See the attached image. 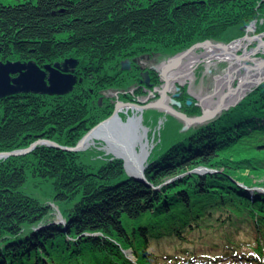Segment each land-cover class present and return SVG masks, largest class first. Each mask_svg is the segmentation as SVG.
<instances>
[{
  "label": "trees",
  "instance_id": "trees-1",
  "mask_svg": "<svg viewBox=\"0 0 264 264\" xmlns=\"http://www.w3.org/2000/svg\"><path fill=\"white\" fill-rule=\"evenodd\" d=\"M252 21L264 31V0H0V60H78L67 93L0 98V151L41 138L74 146L113 112L104 90L133 100L142 75L123 60L229 42ZM187 98L183 110L201 113ZM163 114L147 109L143 123L156 127ZM182 126L167 114L155 130L144 180L98 146L38 143L0 157V264H225L233 255L264 264V180L250 175L264 174V80L206 123ZM212 225L216 247L202 231ZM168 239L176 249L157 251ZM195 242L219 252H197Z\"/></svg>",
  "mask_w": 264,
  "mask_h": 264
},
{
  "label": "water",
  "instance_id": "water-1",
  "mask_svg": "<svg viewBox=\"0 0 264 264\" xmlns=\"http://www.w3.org/2000/svg\"><path fill=\"white\" fill-rule=\"evenodd\" d=\"M246 28H250L252 30L255 29L254 25L252 24L247 25ZM264 33L262 31L259 33V36L257 37L260 39L261 43L264 44V39L260 37V34ZM245 38L246 36L239 37L238 39L241 40L242 38ZM233 41V40H232ZM232 41L224 42L221 40H212V39H205L203 41H198L189 46L188 48L181 50L171 56L167 59V62L164 64H167L169 62H178L179 58L182 54H185L189 52L190 50H193L197 47H203L209 45H217L222 47H227ZM241 58V57H238ZM259 65L264 64V59H261V61H257ZM78 64L77 58L74 57H66L63 60L54 61L53 63H45L42 66L38 65L34 60H27V61H21V60H6L2 61L0 60V98L11 96L20 92H36V93H49V94H63L67 93L70 90L73 89L75 83L78 80V76L75 73L76 66ZM130 66V60L125 59L122 61V68H128ZM162 66V65H161ZM153 69L159 70L158 66H152ZM160 74L163 77L165 84L163 85L162 89H159L157 86L153 87V90H150V93H154V91H159L161 96L154 100L150 101L148 103H139V102H125L121 99L117 101L115 109L113 112L106 118L99 121L97 124L92 126L79 140L74 146H67V145H61L57 143L56 141H53L51 139L47 138H41L37 141L33 142L30 146L25 148H19L14 149L10 151H0V157H6L9 155H15V154H21L25 153L27 151H30L32 148H34L38 143H45L49 145H53L56 147H60L67 150H79L84 147H86V141L90 134L95 132H109L111 131L110 125L112 122H116L118 125V129H112V131L115 133L114 137L115 139H111V142L107 139L104 134H101L100 136H96V139H102L105 141L107 145V151L113 153L116 157H120L124 160V166L127 170V172L134 176L136 179L144 180V169L146 167V161L148 158V155L150 154V150H146L145 153L142 154V152L139 154L140 156L135 157L134 159L131 158V164L132 166L127 165V161L124 156L117 154L112 148L109 146L111 144L116 143V139L120 138L121 135H124L123 133H120L119 131H125L124 139H129L130 135H132V132H135V136L132 138V142L134 143L133 139L136 141L140 140L142 136L146 137V140L148 141L147 137V130L148 127L143 123V112L147 108H160L161 110H164L166 113H170L176 118L180 119L183 122L182 130H186L190 124L194 122H202L207 119H209L212 115L216 113H220L223 110L229 108L230 106L235 105L237 102H239L246 94L249 92L253 87L257 86L259 83H261L264 80V76H258L255 80H252L251 78L248 79L249 85L247 87L240 86V82L243 80H239L237 85L235 87L230 88L231 94L228 96L229 93H225L220 97V99L217 101L216 105H214L211 108H206L201 106L200 101L195 102L197 105H200L201 113L196 115H189L186 112L179 110L175 108L174 104L178 107L181 106V101L176 99L175 97H170L169 101L170 104L161 103L160 99L165 97L167 88H168V80L165 78V71L166 68L163 70L160 69ZM142 79L144 82L149 83L150 75L148 70H144L142 73ZM247 76V75H245ZM248 77V76H247ZM184 84L182 82H179L178 85H175L176 90H180L181 86ZM240 86L238 90L237 89ZM234 88V89H233ZM175 96L178 94H174ZM201 100V98L199 99ZM192 102L191 98H188L186 100L187 104H190ZM125 106L126 108L131 107L132 113L128 114L126 116V119H123L120 115L121 108ZM134 109L138 113L134 114ZM216 116V115H215ZM136 122V127L134 126L133 122ZM132 122V123H130ZM160 123H162V119L159 120ZM140 128L143 129L142 135H139ZM119 133H118V132ZM138 135V136H137ZM127 136V137H125ZM94 140V139H93ZM117 144V143H116ZM148 145V142H147ZM133 146V145H132ZM134 147V146H133ZM123 148V146H121ZM124 149V148H123ZM197 170H209L206 167H198ZM264 189V188H261ZM58 220L60 222H64V218L61 214V212L58 211ZM131 258V257H130ZM132 259V258H131ZM133 260V259H132ZM135 261V260H134Z\"/></svg>",
  "mask_w": 264,
  "mask_h": 264
},
{
  "label": "rangeland",
  "instance_id": "rangeland-1",
  "mask_svg": "<svg viewBox=\"0 0 264 264\" xmlns=\"http://www.w3.org/2000/svg\"><path fill=\"white\" fill-rule=\"evenodd\" d=\"M251 23H253V25L255 27L254 30H250V29L245 30V36H246L245 38L243 37L241 40H239L237 38V39L232 41L234 43L241 41V44L236 51V55L241 57V58L236 59V57H234V65L233 66H234V68H237V69L233 70V78L231 80L232 87H235L237 85L241 76L244 74H247V76L250 75L252 80H255L258 76H264V64H261L259 66L256 65V64H258L257 61H261V59H264V44L261 43L260 39L257 36L256 37L254 36L256 33H259L257 31L256 21H252ZM246 26L244 25L242 27L245 29ZM260 35L264 39V33H262ZM194 50L197 53H201L202 51L205 50V48L197 47ZM247 52H249V56L245 57L247 55ZM168 58H169V56L166 57V56H163L161 54L143 53V54L135 57V60L138 61V64L142 69H143V67L145 69L147 66H150V65H152V66L154 65V66L159 67V70H155V71L159 74L160 80H159V83L156 84L155 86H157L159 89H162L163 85L165 84V81H164L163 77L160 75V71H161L160 69H161V65L166 63ZM230 64H231V62L228 59H224L221 57L220 58L214 57V58H210V59L202 58L200 61H198L194 65V68L192 71V76L189 77L185 82H182L184 84V86H186L185 88H186L187 96L194 98V100L196 102L200 101V104L202 107H203V104L201 103L202 101L199 99L203 98L207 95H211L215 100V102H214V100L212 101L213 104L211 106L216 105L217 100H219L220 97L222 95H224L225 93H229L228 94V96H229L231 94V91H230V87L228 85L226 86L227 77L224 79V82H226V83H225V85L224 84L222 85V93L220 95H218L219 91L217 92V90H215V93H214V89H216V86H217V77L219 75L224 77L229 71ZM121 66H122V64H121ZM247 66H249V67H247ZM179 82L180 81L176 80L174 84H172L169 88H167V91L165 94V103L170 104V101H169L170 97H176L174 95L175 92H177L175 85H178ZM104 91H105V96L112 98L114 103L119 99L123 100L122 97L120 96V93L117 92L116 89H111V87H110L109 89H106ZM159 94H160L159 91H154V93L150 94L149 100L154 101L159 96ZM180 95H182V94L180 93L179 96ZM183 95H184V93H183ZM136 98H137V101H139V102H142L143 100L146 99L145 95H143V94H142V96L138 95ZM123 101H125V100H123ZM143 102H146V101H143ZM171 105H173L175 108H177L179 110L184 111L183 105L180 107H178L174 104H171ZM154 109H157V110L159 109L160 111L164 112V110H161L160 108H154ZM134 112H135L134 114L138 113V111L136 112L135 109H134ZM120 113L124 114L125 115L124 119H126L127 114L132 113V108L131 107L126 108L125 106H123L120 110ZM167 114H169V113L164 112V114L160 117L162 119V122H163V120ZM215 115H218V113L212 115L209 119H207L205 121L194 122V123L190 124L188 128L195 126V125H198V124H204L207 121L213 119L215 117ZM159 126H160V122L156 127H153V128L147 126L148 127V130H147L148 141L146 140V137L142 138V141L144 143L148 142V145L146 147L147 150L152 149L153 144H154L155 130L158 129ZM140 132H143L142 128H140ZM121 138L124 139V135H121ZM91 146L92 147L98 146L101 149H103L106 154H111L112 156L116 157L115 155H113V153L107 151V145H106L105 141L102 139H95V140H93V142L91 144L86 145V147H84L82 149H87ZM135 148H136L138 153H141L142 152V143H140L137 140L136 144H135ZM250 175L252 177L256 178L255 179L256 181L264 180V174L255 175V176L252 174H250ZM202 231H203V233L206 234V238H205L206 243L210 244V242H212V246H215L216 242L219 245L221 244L220 242H222V241L220 240V238L217 234L218 230L215 228V225H212L211 228L203 229ZM192 244L194 245V250L197 252H202V251H207V250H210L213 253L219 252L218 248L205 246L204 244H200V242H195ZM170 249H174V250L176 249L172 240L168 239V240H162V241L156 242V250L157 251L169 252ZM126 252H127L129 257H131L133 260H135V256L133 255V252L130 249L126 250ZM229 257L231 259H229L225 264H235V263L245 264L241 258H236V256H234V255L229 256ZM168 264H169V262H168Z\"/></svg>",
  "mask_w": 264,
  "mask_h": 264
},
{
  "label": "bare ground",
  "instance_id": "bare-ground-1",
  "mask_svg": "<svg viewBox=\"0 0 264 264\" xmlns=\"http://www.w3.org/2000/svg\"><path fill=\"white\" fill-rule=\"evenodd\" d=\"M253 23L249 24L250 26ZM250 29V28H245V30ZM251 30V29H250ZM241 41H238L237 43L231 42L227 47H222V46H217V45H209L205 47V50L202 51L201 53H197L195 52V50H190L189 52L182 54L181 57L179 58L178 62H169L167 64H163L161 66V69L163 70L164 68H166L167 71H165V75H166V79L168 80V88L175 83L176 80L180 81V82H185L189 77L192 76V71L194 68V65L200 61L202 58L205 59H210V58H216V57H221L224 59H228L231 64H230V68L228 73L223 77V76H218L217 77V86L216 89H214V93L215 90H217L218 95H220L222 93V85L226 83V86L228 85L230 88L232 87L231 85V80L233 78V70L237 69L234 68V57H236V59L239 57L236 55V51L238 49V47L240 46ZM249 56V52H247V55L245 57ZM240 59V58H238ZM257 66H259V64H256ZM249 67V66H247ZM247 74H244L241 76L240 80L243 79L240 82V86L242 85L243 87H247L249 85L248 83V79L251 78L250 75L245 76ZM227 77L226 82H224V79ZM252 79V78H251ZM240 86L237 89L234 90H238L240 88ZM232 89V88H231ZM203 97V96H202ZM214 100V98L211 95H207L203 98H201V103L203 104L204 109L206 108H211L213 106H211L213 103L212 101ZM218 101V100H217ZM161 103H165V97L160 99ZM215 102V100H214ZM167 104V103H166ZM133 122V121H132ZM130 122V123H132ZM134 126L136 127V122H133ZM116 122H112L110 125L111 131L109 132V134L107 132H95L90 134V136L88 137L87 141H86V145L91 144L93 142V139L95 140L96 136H100L101 134H104V136L107 137V139L111 142V139H115L114 135L115 133L112 131V129H118L119 125ZM118 132V131H117ZM120 133H123L125 135V131L120 130ZM135 132H132V135H130V138L127 137L129 139V141L127 139H120L117 138L116 139V143L115 144H111L109 146V148L111 147L112 150H114L117 154L122 155L125 157L126 161H127V165L132 166L131 164V158H135L140 156L135 148V139H133L134 143L132 142V138L135 136ZM139 135H142V133L140 132ZM116 136V135H115ZM138 136V135H137ZM142 138H144V136H142ZM142 138L139 140L140 143H142V154L146 152L147 150V143L142 141ZM134 147H133V146ZM121 146H123V148H121Z\"/></svg>",
  "mask_w": 264,
  "mask_h": 264
},
{
  "label": "flooded vegetation",
  "instance_id": "flooded-vegetation-1",
  "mask_svg": "<svg viewBox=\"0 0 264 264\" xmlns=\"http://www.w3.org/2000/svg\"><path fill=\"white\" fill-rule=\"evenodd\" d=\"M248 30V29H247ZM252 30V29H251ZM132 66H134V67H136L137 69H139L140 70V73H142L144 70H148L149 71V74L151 73V71L152 70H154L155 71V69H153V67H152V65H150V66H147L145 69H144V67H143V69L139 66V64H138V61L137 60H134L133 62H131L130 61V66L128 67V68H131ZM142 69V70H141ZM76 70V69H75ZM76 73V72H75ZM77 74V73H76ZM142 75V74H141ZM161 75V74H160ZM78 76V75H77ZM160 78V77H159ZM140 80H142L141 81V84L143 85V87H142V85L140 84V83H138L137 85H134V86H132V88H130L129 90H130V92H132L134 95H133V100L132 101H129V100H127V101H125V102H139V101H137V96L138 95H141L142 96V94L143 95H145V97H146V99L145 100H143V101H146V102H139V103H142V104H144V103H148V102H150L151 100H149V97H150V90H153V87L155 86V85H153V82L151 81V75H150V80H149V83H146V82H144V80L141 78ZM141 86V87H140ZM140 87V88H139ZM186 86H181V88H180V90H177V92H175V94H178V95H176V98L178 97L179 99H181L182 98V96H183V93H184V91L186 92V88H185ZM109 89V88H108ZM111 89H114V88H112L111 87ZM137 89H140V90H142V93H140V94H135L134 92L137 90ZM117 90V92H119L120 93V90H118V89H116ZM182 94V95H180L179 96V94ZM161 96V94H159V96L157 97V98H159ZM156 98V99H157ZM113 100V99H112ZM120 100V99H119ZM118 101V100H117ZM117 101L114 103V101H113V103H114V109H115V106H116V103H117ZM123 101V100H122ZM185 102H186V99H185ZM182 105H183V103H182ZM181 105V106H182ZM147 109H153V108H147Z\"/></svg>",
  "mask_w": 264,
  "mask_h": 264
}]
</instances>
